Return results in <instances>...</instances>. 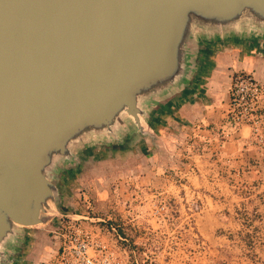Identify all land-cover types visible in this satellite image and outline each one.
Here are the masks:
<instances>
[{"label":"water","instance_id":"obj_1","mask_svg":"<svg viewBox=\"0 0 264 264\" xmlns=\"http://www.w3.org/2000/svg\"><path fill=\"white\" fill-rule=\"evenodd\" d=\"M249 31L264 33V0H0V264L60 215L53 181L89 140L149 134L150 106L191 81L200 33Z\"/></svg>","mask_w":264,"mask_h":264},{"label":"rangeland","instance_id":"obj_2","mask_svg":"<svg viewBox=\"0 0 264 264\" xmlns=\"http://www.w3.org/2000/svg\"><path fill=\"white\" fill-rule=\"evenodd\" d=\"M228 108L200 132L174 116L149 134L92 138L53 181L60 215L87 218L116 264H264V123L224 138ZM60 215L23 228L9 264H53Z\"/></svg>","mask_w":264,"mask_h":264},{"label":"crops","instance_id":"obj_3","mask_svg":"<svg viewBox=\"0 0 264 264\" xmlns=\"http://www.w3.org/2000/svg\"><path fill=\"white\" fill-rule=\"evenodd\" d=\"M197 43L195 71L191 81L175 92H172L173 89L166 91L168 97L156 100L150 106L147 126L152 132L174 116L183 122H192L194 131L200 132L206 124L226 117L221 108L224 105L229 107L230 87L235 74H264V35L203 36L199 37ZM223 129L224 134L227 129L232 131L226 123Z\"/></svg>","mask_w":264,"mask_h":264},{"label":"built area","instance_id":"obj_4","mask_svg":"<svg viewBox=\"0 0 264 264\" xmlns=\"http://www.w3.org/2000/svg\"><path fill=\"white\" fill-rule=\"evenodd\" d=\"M263 123L264 86L249 73H237L230 87L226 126L232 133L244 127L256 132ZM58 218L51 231L56 248L53 264H116L113 253L99 235L83 226L82 221L87 218L77 215Z\"/></svg>","mask_w":264,"mask_h":264},{"label":"bare ground","instance_id":"obj_5","mask_svg":"<svg viewBox=\"0 0 264 264\" xmlns=\"http://www.w3.org/2000/svg\"><path fill=\"white\" fill-rule=\"evenodd\" d=\"M48 204L50 205V200H48ZM48 204H47V205H48Z\"/></svg>","mask_w":264,"mask_h":264}]
</instances>
